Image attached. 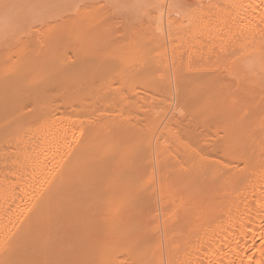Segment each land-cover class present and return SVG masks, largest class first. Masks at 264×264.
I'll use <instances>...</instances> for the list:
<instances>
[{"label": "bare ground", "instance_id": "6f19581e", "mask_svg": "<svg viewBox=\"0 0 264 264\" xmlns=\"http://www.w3.org/2000/svg\"><path fill=\"white\" fill-rule=\"evenodd\" d=\"M150 4L0 40V264H264V0Z\"/></svg>", "mask_w": 264, "mask_h": 264}, {"label": "rangeland", "instance_id": "374dc122", "mask_svg": "<svg viewBox=\"0 0 264 264\" xmlns=\"http://www.w3.org/2000/svg\"><path fill=\"white\" fill-rule=\"evenodd\" d=\"M130 2H131V4H130ZM150 2H151V0H132V1H126L125 2V0H0V34L2 35V37L0 36V40H2V38H3V36L5 35V37H6V34L7 35H9V34H14V35H16V34H18L19 33V31L21 30V31H23V30H25V28H28V25L27 24H29V26H30V24L31 25H35L34 23H38V26L40 25V22H41V25H42V27L44 28H46V26H50V27H52V25H57L56 24V22L59 24V25H62L63 23L64 24H68L69 22V24H68V27H67V25L65 26V27H67L69 30H67V28L65 29V32H63V33H66V32H68V31H70V32H76V30H78L79 31V29H72V26H74V24L72 23L73 21H74V23H75V18H76V15H77V18H78V14L77 13H80L79 14V16L81 17V19L80 18H78L80 21H82V20H84V19H92V17L94 18L93 20H94V24H95V22H96V28L98 27H102L103 25V27L101 28L102 29V32H103V28H105V26H107L106 27V29H108V31L107 30H105L104 32H106L107 34L109 33V32H111V33H114L115 31H114V29H115V27H118L117 29H121V27H123V29H125V31L127 30V29H129V27L127 28V26H130V28L131 29H136V27L135 28H133V26H138V28H143L144 27V29H142V31L144 30L146 33H149V31H152L153 30V28L155 27L154 25H155V21H154V19H152V16L153 15H151V14H153V12L151 13L150 12V9H152L153 10V8H152V5L150 4ZM136 3V4H135ZM141 3V4H140ZM151 6H150V5ZM149 6V7H148ZM76 7H77V9H76ZM67 10V11H66ZM75 10H78V12L76 11L75 12ZM135 10V11H134ZM142 10H147L146 12L144 11H142ZM5 11H8V12H10V13H8V12H5ZM23 12V13H19V12ZM101 11V12H100ZM113 11H114V13L116 14H114L113 13ZM120 11H122L123 12V14H122V12H120ZM140 11V12H139ZM3 12V13H2ZM15 12V13H14ZM16 12H18V13H16ZM40 12V13H39ZM51 12H52V14H51ZM62 12V13H61ZM65 12V13H64ZM103 12V13H102ZM107 12V13H106ZM108 12H110V14L108 13ZM132 14H131V13ZM133 12H134V14H133ZM150 12V13H149ZM12 13V14H11ZM57 13V14H56ZM75 13V14H74ZM105 13V14H104ZM130 13V14H129ZM138 13V14H137ZM5 14H6V16H5ZM15 14V15H14ZM60 14V15H59ZM148 14H149V16H148ZM14 17H13V16ZM65 15H67V17L68 18H66V16ZM92 15V16H91ZM123 15V16H122ZM144 17H143V16ZM34 16V17H33ZM50 16V17H49ZM59 16V17H58ZM61 16H64L65 17V20L66 19H68V20H64V17H61ZM89 16H91V17H89ZM99 16V17H98ZM113 16V17H112ZM121 18H120V17ZM130 16V17H129ZM148 16V17H147ZM150 16H151V18H150ZM6 17V18H5ZM9 17V18H8ZM13 17V18H12ZM17 17V18H16ZM21 17V18H20ZM28 17V18H27ZM36 17H39V18H36ZM53 17V18H52ZM101 17V18H100ZM123 17V18H122ZM124 17H126V19L124 18ZM129 19H128V18ZM3 18V19H2ZM8 18V19H7ZM76 18V19H77ZM83 18V19H82ZM100 18V20H98ZM105 18H106V20H105ZM107 18H108V20H107ZM117 19V20H115V19ZM131 18V19H130ZM139 20H138V19ZM154 18V17H153ZM30 19V20H29ZM34 19V21H32ZM53 19V20H52ZM58 19V20H57ZM102 19V20H101ZM111 19V20H110ZM114 19V20H113ZM148 19V20H147ZM13 20V21H12ZM17 20V21H16ZM57 20V21H56ZM63 20V21H62ZM93 20H91V21H93ZM103 20H105V21H103ZM110 20V21H109ZM150 20V21H149ZM151 20H153V22H154V25H150L149 26V24H152V23H150L151 22ZM9 21V22H8ZM12 21V22H11ZM29 21V22H28ZM36 21V22H35ZM55 21V22H54ZM108 21V22H107ZM119 23H118V22ZM120 21H122L123 23H120ZM132 21V22H131ZM144 21V22H143ZM146 21H148L147 23H146ZM6 22H8V24L6 23ZM34 22V23H33ZM47 23L46 25H44L43 23ZM63 22V23H62ZM82 22H84V21H82ZM81 22V23H82ZM5 23H6V25H5ZM71 23L73 24L72 26H71ZM85 23H86V20H85ZM89 23V22H88ZM117 24V25H115V24ZM125 23V24H124ZM145 25H144V24ZM149 23V24H148ZM11 24H13V25H11ZM17 24V25H16ZM24 24V25H23ZM49 24H51V25H49ZM77 24H79V23H77ZM76 24V25H77ZM83 24L84 23H82V25L81 24H79V26H82L83 27ZM138 24V25H137ZM8 25V26H7ZM11 25V26H10ZM37 25V24H36ZM41 25L39 26V28L41 27ZM44 25V26H43ZM75 25V26H76ZM84 25H86V24H84ZM90 25V24H89ZM88 25V29H91V30H89V31H92L93 32V30H92V26L90 27ZM125 25H126V28H125ZM133 25V26H132ZM147 25L150 27V28H148L147 27ZM75 26L73 27V28H75ZM78 26V27H79ZM121 26V27H120ZM140 26V27H139ZM8 27V28H7ZM23 27V28H22ZM25 27V28H24ZM36 27V26H35ZM50 27H48V28H50ZM55 27V26H54ZM54 27L52 28V29H54ZM57 27H58V25H57ZM59 27H61V29H63V31H64V28L65 27H62V26H59ZM58 27V28H59ZM77 27V26H76ZM85 28H87V26H84ZM83 27V28H84ZM90 27V28H89ZM4 28V29H3ZM10 28V29H9ZM15 28V29H14ZM43 28H41V30L43 31V33L42 32H40V34H39V32H37L38 33V35L40 36V37H43V35L42 34H44L45 33V31H44V29ZM46 29V31L47 32H51L49 29ZM57 28V31L59 30ZM71 28V29H70ZM83 28H81V31L83 30ZM84 28V29H85ZM110 28L113 30V32L110 30ZM145 28H148V30H146ZM17 29H18V32H17ZM35 29V28H34ZM37 29V28H36ZM51 29V28H50ZM60 29V30H61ZM101 29H100V31H101ZM116 29V30H117ZM123 29H121V30H123ZM149 29H151V30H149ZM2 30V31H1ZM38 30V29H37ZM40 29L38 30V31H41ZM54 30H56V28L54 29ZM59 30V31H60ZM94 30H96V29H94ZM121 30H119V32L121 33L122 31ZM130 30V29H129ZM16 33H15V32ZM62 31V30H61ZM124 31V32H125ZM14 32V33H13ZM33 32H35V34H37L36 33V30L35 31H33ZM103 32V33H104ZM127 32H128V30H127ZM130 32H132V30L130 31ZM134 32V31H133ZM132 32V33H133ZM139 32V31H138ZM145 32H143L144 34H145ZM32 33V32H31ZM42 33V34H41ZM96 33H97V31H96ZM99 33V32H98ZM97 33V34H98ZM120 33H116L115 32V36L116 35H121ZM126 33V32H125ZM125 33H124V35H125ZM132 33H130V34H127V35H129L128 36V38H130L131 39V37L133 38V35H135V32L133 33V35L131 36V34ZM34 34V35H35ZM49 34V33H48ZM47 33H46V36L45 37H47V35H48ZM93 34V33H92ZM94 34H95V32H94ZM97 34L94 36V37H97ZM140 32H139V35L136 33V35L137 36H140ZM33 35V34H32ZM38 35H37V37H38ZM45 35V34H44ZM101 37L103 36V37H105L104 35H102V34H99ZM124 35H122V36H124ZM136 35H135V37H136ZM147 35V34H146ZM145 35V36H146ZM11 36H13V35H11ZM36 36V35H35ZM112 36H113V34H112ZM115 36H114V39H116L115 38ZM131 36V37H130ZM141 36H144L143 34H141ZM7 37H10V36H7ZM6 37V38H7ZM14 37V36H13ZM30 37H31V34H30ZM39 37V38H40ZM93 37V36H92ZM94 37H93V39H94ZM102 37V38H103ZM107 37V42L108 41H110V42H112L109 38L111 37V34H110V37H108V36H106ZM117 37V36H116ZM121 37V36H120ZM10 38H12V37H10ZM32 39H34V36L33 37H31ZM99 38V37H98ZM125 38H127L126 36H125ZM136 38H138V37H136ZM136 38H134V40L136 39ZM140 38H142V37H139V39ZM36 39V38H35ZM97 39V38H96ZM101 39V38H100ZM114 39H112L114 42H115V40ZM129 39V40H130ZM37 40V39H36ZM97 40H99V39H97ZM118 40V38L116 39V42H120V41H117ZM122 40V39H121ZM122 41H124V38H123V40ZM121 41V42H122ZM113 42V43H114ZM125 42V41H124Z\"/></svg>", "mask_w": 264, "mask_h": 264}]
</instances>
